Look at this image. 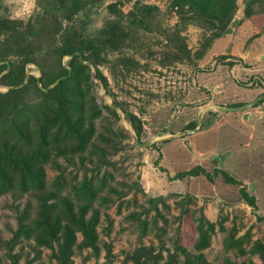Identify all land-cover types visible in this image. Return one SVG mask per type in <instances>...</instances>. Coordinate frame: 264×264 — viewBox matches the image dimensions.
Returning a JSON list of instances; mask_svg holds the SVG:
<instances>
[{
  "label": "trees",
  "instance_id": "16d2710c",
  "mask_svg": "<svg viewBox=\"0 0 264 264\" xmlns=\"http://www.w3.org/2000/svg\"><path fill=\"white\" fill-rule=\"evenodd\" d=\"M36 4L38 12L27 21L0 17V84L9 87L0 91V198L9 193L29 195L36 209L31 217L28 207L25 208L12 237L6 240L0 234V246L6 249L10 264H20L14 248L24 239L33 240L37 247L52 249L56 264H73L76 250L92 249L96 255L100 254V207L114 202L103 195L110 188L111 174L106 169L110 143L99 132L97 121L108 118L105 109L116 119L120 115L116 108L97 102L93 71L109 92V80L100 66L111 54H117L125 66L134 63L127 51L137 45L140 34L149 31L161 10L156 4L137 1L126 12L122 0H36ZM105 4L112 18L94 35L87 29L89 20L79 18L78 14L93 13ZM172 8L180 21H198L210 31L194 53L178 29L180 23L173 32L167 31L164 39L170 45L169 57L174 62L185 61L193 56L203 57L213 41L230 30L238 0H173ZM259 11L264 13V0H248L245 16L256 22L257 17L253 16ZM65 56L70 57L67 64L63 62ZM30 63L40 68V80L28 74ZM228 64L232 66L235 62ZM115 104L124 111L141 140L144 131L141 117L126 110L119 101L115 100ZM122 132L128 136V132ZM112 133L115 135L114 130ZM95 156L98 157L95 167H85L87 160L94 162ZM61 159L84 167L82 176L77 172L70 177L73 172L68 176L61 171L50 181L47 165ZM90 170L94 172L89 175ZM218 172L227 183L242 184L224 169L211 173L199 164L178 172L174 178L203 174L213 180ZM240 194L245 202L256 207L255 195L244 187ZM174 195L182 198L178 201L181 212L172 250L167 249L165 255L161 248L137 247L127 253L135 264H212L204 251L212 245L217 230L226 232L222 240L226 252L234 250L238 255L264 258L261 239L253 240L249 231L237 236L233 228L226 229L223 223L211 221L202 210L193 209L191 195ZM165 200L163 196L148 198L152 204L148 212L152 209L156 212L152 220L135 212L130 214L141 237L158 226L157 217L162 213L159 204L169 207ZM263 217L258 215V219ZM103 246L104 262L83 264H113L116 254L112 243L105 241ZM223 264L234 263L226 257Z\"/></svg>",
  "mask_w": 264,
  "mask_h": 264
},
{
  "label": "rangeland",
  "instance_id": "374dc122",
  "mask_svg": "<svg viewBox=\"0 0 264 264\" xmlns=\"http://www.w3.org/2000/svg\"><path fill=\"white\" fill-rule=\"evenodd\" d=\"M137 1L156 4L161 12L149 31L139 35L141 38L137 45L127 51L135 62L125 66L117 54L109 55L107 62L100 66L109 80V92L98 79H94L96 83L94 91L97 102L102 106H112L117 100L126 110L136 112L143 120L144 131L138 143L134 138L136 133L131 123L118 105L116 110L120 118L116 119L109 115L105 109L104 114L108 118L97 121L99 132L110 143L107 146L106 158L109 162L106 169L111 174L110 188L105 190L103 195L114 202L100 207L101 216L98 224L102 245L100 254L96 255L92 249L76 250L73 264H83L84 261L104 262L105 241L113 245V252L116 254L113 264H135L127 258V253H132L140 246H153L157 250L161 248L166 255L167 249L172 250L179 223L178 215L181 212L178 201L182 197L174 194L191 195L190 206L193 209L202 210L211 221L223 223L226 229L233 228L237 236L249 231L253 240L261 239L264 242V217L258 219V215L264 216V148L259 150L256 147V138L250 139L249 146H243L245 141L239 130L236 133L234 129L224 128L219 133L210 132L199 138H192V143H196L199 148L197 152L192 150L189 143L183 142L191 133L188 131L195 130L193 124H184L186 120L197 116L200 119L201 114L215 116L224 113L219 106L208 107L211 104L221 105L215 103L217 99H211L212 94L217 92L212 84L200 85L197 76L199 74L207 79L222 64H225L223 70L228 74L230 65L225 61L226 58L222 57L231 55H208L215 39L203 57L193 56L191 60L172 61L169 57L170 45L168 46L164 39L169 29L173 32L176 30V24L180 23L178 29L185 37L192 53L202 47L210 31L198 21L191 19L180 21V17L172 8L173 0H122L124 11L131 10ZM247 2L248 0H238V9L230 31L232 26L237 27L243 21H253L244 13ZM37 12L36 0H0V17L27 21ZM258 13L253 16L257 17L253 23L264 26V13L260 11ZM238 16L242 19L240 20ZM78 17L88 19L90 23L87 29L96 35L106 26L112 15L105 4L93 13H79ZM246 35L250 36L249 42L256 36L248 33ZM171 36L174 38L173 34ZM69 59V56H65L63 62L67 64ZM258 62L256 60L253 65L246 66L256 68ZM27 72L36 76L41 75L40 68L34 63L28 64ZM255 76L242 74L238 76L236 82L245 88L262 86L263 91L250 90L251 92L247 94L237 92L233 96L234 103L243 105L264 93V83ZM8 89L9 87L0 84V91ZM101 99L105 103H101ZM259 103V106L264 108V99ZM222 116L224 114H221L220 119ZM259 120L264 123V118ZM109 123L112 124V128ZM113 130L115 135L112 133ZM122 131L128 132V136ZM165 137L179 139V142L168 144ZM164 153L167 158L164 157ZM230 157L232 162L229 164L226 160ZM93 160L94 162L87 160L85 167L90 169L95 167L98 157L95 156ZM199 163L211 173H214L215 169H224L242 181V184L227 183L220 172L213 180H209L203 174L183 179L174 178L178 172L188 170ZM61 171H65L68 176L73 172L70 177L77 172L82 176L84 167H79V164L75 166L64 159L59 163L52 162L47 165L50 181H53ZM93 172L90 170L89 175ZM138 185L141 190H138ZM242 187L256 196V207L244 201L240 194ZM158 196L165 197L169 207L159 204L162 213L157 217L158 226L147 236L141 237L135 227L137 222L129 218L130 214L135 212L141 214L142 218L147 216L152 220L156 212L154 209L148 212L152 206L148 198ZM26 207L28 215L33 217L36 212L35 201L29 195L9 193L0 198V234L3 239L12 237V232L18 227V217ZM224 235L226 232L217 230L212 245L204 251L212 264H223L226 257L234 264H264V258L259 255H238L234 250L226 252L222 246ZM14 253L19 256L20 264H56L52 257V249L37 247L33 240L20 241L15 246ZM0 264H10L3 246H0Z\"/></svg>",
  "mask_w": 264,
  "mask_h": 264
},
{
  "label": "crops",
  "instance_id": "0c3cea01",
  "mask_svg": "<svg viewBox=\"0 0 264 264\" xmlns=\"http://www.w3.org/2000/svg\"><path fill=\"white\" fill-rule=\"evenodd\" d=\"M238 18L240 20L242 19L240 16H238ZM233 20H235V18ZM246 33L249 35L255 34L256 36L249 42L248 40L250 39V36H247ZM209 54H214L216 56L218 54H230L231 56L227 57L225 61L235 62V64L232 66H228V68H230L228 74H226L223 70L225 64L217 67L213 72V75L211 77L209 76L207 79L198 74L197 80L200 85L203 84V86H206V83L208 85H214L213 89L217 93L212 94L211 99H217L215 103L221 104H211L208 106L209 108L212 106H219L221 109L223 107L237 108L244 106L259 97H262L260 100L264 99L263 93L257 98L251 99L243 105H240L241 103L238 105L234 103L235 99L233 97L237 94V92L247 94L251 92L250 90L253 92H261V90L263 91L262 86L257 88H245L240 86L236 81L238 80L239 75L247 74L250 77L251 75L255 74V77L259 78L261 83H264V26H257V24H254L252 20L243 21V23L237 27L232 26L231 31L229 30L224 36H221L215 40L208 52V55ZM256 60L259 61L256 68L246 66V64L253 65ZM206 88L209 89V86ZM230 102L233 103L230 104ZM259 105L260 103L258 101V103H255L251 107L247 108L249 111L247 109H222L224 113H220L215 116H204V114H201V120L198 116L190 120H186L184 124H193L195 130L188 131L191 133L188 134V138L183 139V142L189 143L192 150L197 152L199 151V148L196 143H192V138H199L200 136L209 134L210 132L219 133L225 128L234 129L236 133L237 130H239V134L243 136L242 139L245 141L243 146H249L250 139L255 137L256 147L261 150L264 148V123L263 121L259 120V118H264V108L263 106ZM202 113H204V111ZM221 114H224V116H222L220 119ZM198 115L200 116V114ZM172 137L175 138V136ZM172 137H165L164 139L167 140L166 143L178 144L177 142H179V139H171ZM164 157L167 158L165 153ZM231 158L232 157L228 158L226 162L230 164L232 162ZM167 161L169 162V160ZM202 163H199V165ZM169 167L171 168V166Z\"/></svg>",
  "mask_w": 264,
  "mask_h": 264
},
{
  "label": "water",
  "instance_id": "95a60500",
  "mask_svg": "<svg viewBox=\"0 0 264 264\" xmlns=\"http://www.w3.org/2000/svg\"><path fill=\"white\" fill-rule=\"evenodd\" d=\"M1 63V62H0ZM70 71H72V69L70 68ZM38 77V79L40 80V76H37ZM93 78L94 79H97V76H96V73H95V71H93ZM60 80V79H59ZM58 80V81H59ZM57 81V82H58ZM53 86V85H52ZM45 90H47L48 88H44ZM262 97H259V98H257L256 100H254V101H252V102H250V103H248V104H246V105H244V106H241V107H237V108H226V107H223L222 109L223 110H234V109H247V108H249V107H251L252 105H254L255 103H257L258 101H260V99H261ZM101 103H105L104 102V100L103 99H101ZM112 106H114L115 108H117V105L116 104H114V103H112ZM134 138H135V140L138 142V143H140V140H139V138L136 136V135H134ZM143 144V143H142Z\"/></svg>",
  "mask_w": 264,
  "mask_h": 264
}]
</instances>
